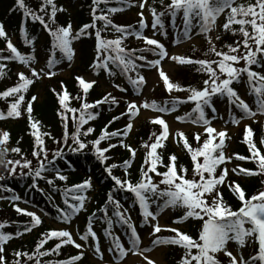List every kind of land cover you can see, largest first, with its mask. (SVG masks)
I'll list each match as a JSON object with an SVG mask.
<instances>
[{
    "label": "snow or ice",
    "instance_id": "1",
    "mask_svg": "<svg viewBox=\"0 0 264 264\" xmlns=\"http://www.w3.org/2000/svg\"><path fill=\"white\" fill-rule=\"evenodd\" d=\"M126 2V0H125ZM108 0H93V23L84 24L75 34L72 32V26L69 22L66 26L52 27L45 19L51 20L52 25H56V13L58 11L54 4V0H43L40 4V12L44 15L37 14V12L30 9L25 0H16V7L22 9L24 15L30 16L33 21H38L43 28L47 31L51 37V47L48 49L50 55L44 66L37 69L32 66L30 62L35 60V57L31 54H22L14 46L12 41L8 39L7 33L2 24H0V38L6 40V50L8 54H3L5 50H0V76L3 75L6 68L3 61H17L24 65L30 72V77L25 74L24 71H18V82L7 88L5 91L0 92V98L7 99L8 97H14L13 102L10 103L7 113L0 111V119H6L9 117H20L22 115V105L27 103V113L31 124V128L34 130L32 135L36 139V150L32 152V156L38 161V165L33 168L32 161L26 157L17 159L15 161H7L5 158L9 152V149L5 146L10 140V134L7 131L0 133V165L6 168L8 175H14L17 167L21 170L28 169L27 173L21 171L22 175H30L33 179V184L30 187H37V178L46 180L47 184L55 187L54 179L60 181H66L67 177L60 173L58 169L54 167V161L57 157H62L64 149L60 148L61 141H56L57 150L52 153V159H48V150L44 147L43 136H50V133H40L39 121H35L32 117L33 102L37 100V97L33 95L30 100H25V95L35 80L43 77L52 78L56 75L53 71L54 66L59 65L62 60L71 62L74 58V48L72 47V41L79 39L81 36L87 35L90 28L96 27V21H103L104 28L107 29L111 26L117 33L121 35L116 39H104L101 36L102 29H97L95 32L96 45H95V58L92 67L97 75L99 71L103 69L110 77L116 76L117 72L125 76L128 83L139 93L141 86L145 82V78L140 74L138 68L148 67L156 68L159 71V75L162 78L165 86L171 92L173 89H181L178 84H174L170 81L166 73L160 69L161 61L167 57L170 61L177 62L179 64L187 65H199L198 72H205L208 74V79L203 81L202 88L189 87L186 89L190 95L184 99H174L172 101H166L163 105H158L155 101L151 103L143 102L139 105L136 101H125L127 104V111L122 113L121 116H127L128 123L123 129V136L127 137L129 131L133 127L132 117L139 114L140 108H151L157 113H168L174 111L179 104H186L194 102V107L191 112L185 113L183 116H177L179 121H191L193 124L203 125V131L207 134V138L203 139L202 145L201 134H195V140L198 147L193 148L189 139L183 132H178L177 135L183 140V147L191 155L193 161L194 176L198 177L188 179L185 176L188 173V168L179 165L178 158L175 154L168 157V162L165 163L163 155L158 152V149L165 147L164 141L169 138V125L160 115H156L152 119L154 125L163 126V131L157 135L153 132L149 140L154 142H145L142 147L146 150L144 158L147 168L141 169V179L137 182H133L129 178L127 172L131 167V161H124L125 178L118 177L113 174V169L119 165L112 164L105 166V171L108 176L114 181V186H118L132 194H134L135 200L138 202L140 213L143 216L144 223H149V218L152 221L157 219L156 212L150 210V204H156L157 211L166 207H181L185 209L184 215L176 218L173 223H181L188 218H192L201 221V227L199 229L198 239H194L188 233L182 232L178 228L168 229L173 236L159 237L156 236L152 240L153 245L170 244L177 245L184 249V255L182 256L179 264H221V261L217 258L218 254L223 253L228 258V264H264V190L259 191L256 194L247 196L246 190L235 180L228 184V187L232 194L240 201L238 210L233 208L224 201L223 194L219 188L226 181V177L231 173L237 176H259L264 183V152L257 146L254 141V130L247 124L244 125V140L243 142L248 144L251 152L250 157H246L240 154L226 155V130H217L210 125L209 118L206 117V109H211L215 114L216 108L213 105V97L220 96L226 97L229 105H234L236 109H239L241 115L239 118H231V123L236 124L238 120L245 118H255L257 113L264 115V73L252 70V66L264 67V0H244V2L237 3V0H171L169 4L165 6L166 11L157 13L154 7L147 5V0H139L138 7L143 10L149 7L152 12L153 20L152 27L156 29L157 25L161 30V34L164 24L162 17L170 15L173 20L179 13L182 12L183 28L178 34L175 35L172 43L176 44L181 38H188L190 32L193 29L197 31L193 34L203 33L210 45V53H214L215 57L219 59H192L185 58L176 54L169 55L163 44L157 39L142 36V33L131 29L130 26L115 25L109 18V14H114L118 11H123L122 8H108L107 12L103 9H99V5L107 4ZM164 3V0H161ZM48 6H51L50 14L47 11ZM133 5L128 4V7ZM63 10V9H59ZM100 11V15H97V11ZM223 14L224 23L221 27L225 31H231L234 35L240 34L242 36V42H237L235 46L229 44L226 45L228 51H217L215 44L207 34L213 30L216 25L217 18ZM141 19L139 21L140 27H146L144 22L143 11L139 13ZM239 25L238 29L233 27ZM249 28L251 29L249 31ZM23 32V26L21 27ZM135 35L137 38H142L146 47L140 49H127L123 46V42L126 37ZM219 36L216 37L219 40ZM25 43L32 45L31 39L25 38ZM241 47L244 49L243 54H240ZM57 50L62 54L61 59H56ZM139 51L140 55L137 56ZM152 53L156 59L149 60L144 53ZM207 55V53H206ZM137 60L146 61L145 64L140 65ZM241 61H244L243 67H238ZM111 66V67H110ZM115 69V70H113ZM218 69V70H217ZM136 73V77L130 74ZM246 76V79H244ZM76 81L82 88L83 102L80 109L69 108L70 99L81 100L82 97L77 95L71 97L67 87L62 86V93L58 92L55 88L52 92L58 97L59 104L65 111H62L61 119L64 125L63 144L68 145L71 140V146L69 151L78 152L87 149L89 144L85 143L82 137H88L93 133L95 129L93 127H87L86 130L82 129L88 124L89 120H94L97 117V113L92 111L102 104H118L119 101L112 93H108L102 100H98L94 103L87 102V96L90 89L96 83L94 80H87L82 76H76ZM245 83L250 95L255 98V110L250 108L245 99L237 93L232 86L235 82ZM120 92H125L127 89L120 85H115ZM171 104V107L168 105ZM67 111H70L73 121H76L77 127L75 133L69 136V124ZM80 115L77 118L76 113ZM121 116L113 117V120L109 124L114 123L121 119ZM228 123V121H225ZM121 136V131L109 132L107 127L103 130L99 138L89 141L95 147V154L97 159L104 163L109 159L106 155L110 149L117 147V144H109L108 148L100 147L101 141L111 140L113 137ZM217 138L218 142H217ZM54 139V138H53ZM264 144V139L261 140ZM119 146L128 149L132 153V157L136 156V150L130 145L126 144L123 139L119 141ZM12 153L20 154L21 148H11ZM202 158V162L200 160ZM252 160L257 164L258 170H252L244 168L237 164L230 170L225 166L227 162L233 161ZM8 165H11L9 168ZM162 165L167 170L159 171L158 166ZM225 166V167H222ZM55 172L54 178H47L44 173L47 171ZM179 172L184 175H179ZM163 177L160 180V184L166 185L164 189H161L158 184L154 183L153 176L151 174ZM6 175H0V181H5ZM91 187L90 180L84 179L81 183L71 185L62 190L64 197L63 204L66 206L61 208L57 206V219L68 223L74 214L79 213L85 207L87 200L85 191ZM0 190L11 192L10 188H7L5 184H0ZM42 191V190H41ZM71 197V202L69 200ZM10 201H17L19 197L12 195L9 196ZM158 200H163V203H157ZM107 205H112L114 211L112 217L116 218V223L121 226L126 225L127 232L129 233L127 238V247L122 243L120 237L114 235L111 231L113 226L112 217L107 216V208L102 209L104 211L107 227L105 228V235L111 240V244L107 251L113 253L112 261H116L117 264L123 261L126 253L131 250L134 254L144 255L150 249L139 248L140 238L137 230L134 227L131 219L122 211V206L118 200L114 199L112 191H109L107 195ZM17 213H23L31 217L30 225L25 226L23 231L29 232L32 227L39 226L41 219L34 212H29L26 209L20 208L16 203L11 205ZM93 213L88 218V223L85 226L83 234H80L77 230L79 239L85 244L89 242L91 238L93 241H97V234L93 230ZM6 227L4 223H0V229ZM152 231L150 236L161 232V226L159 223L151 225ZM23 233L17 231L14 235L16 237L21 236ZM43 238L39 240L34 252L15 251L13 254L12 264H44L43 258L50 255H60L62 246L73 245L76 249H82L83 245L77 243L73 238V234L67 229H50L42 234ZM13 238V234L0 231V264H9V261L5 255L4 244ZM57 238L60 242L55 244V247L49 250H43L44 246L49 240ZM232 241L237 246L233 250H229L228 242ZM258 246L255 254H252L245 258L240 252L246 246ZM94 249V255L101 261L104 258V253L101 250L99 243L95 245H89ZM195 250V251H193ZM236 252L237 254H234ZM84 252L80 251L79 254L71 256L66 260H57L55 262L48 261L47 264H78L82 260ZM27 258L26 261L24 258ZM144 258L148 261V264H154V262ZM111 264V262H110Z\"/></svg>",
    "mask_w": 264,
    "mask_h": 264
},
{
    "label": "trees",
    "instance_id": "2",
    "mask_svg": "<svg viewBox=\"0 0 264 264\" xmlns=\"http://www.w3.org/2000/svg\"><path fill=\"white\" fill-rule=\"evenodd\" d=\"M42 2L43 0H25V4L30 9L37 12V14L44 15L43 12L39 11L40 4ZM170 2L171 0H164V3L162 4L161 0H151L148 6L154 7L157 13H161L166 11L165 6ZM240 2H244V0L238 1V3ZM54 4L58 9L55 17L56 25H52L51 20H48V17L45 16V19L52 27L66 26L70 22L72 26V32L75 34V32H77L84 24L93 23L92 9L93 7H96V5L93 4V0H54ZM128 4L133 6L128 7ZM137 6V0H126V2L125 0H108L106 5H99V9H103L105 12H107L108 8H122L123 11L109 14V18L113 24L130 26L131 29L141 32L142 36H145L147 32H151L164 44H171L175 35L178 34L183 28L182 20L181 24L177 25V22L182 16V12L177 15L175 20H173L170 15H165L161 18L164 24L162 31L165 33L162 35L159 25H157L156 29L152 27L153 16L152 12L149 10V7L148 12L150 14L151 20L148 24H145L146 27L144 28L140 27V19L138 17L129 16V13L132 11V9L136 8ZM47 11L50 14L51 6H48ZM96 14L100 15L101 13L98 10ZM129 17L132 19L130 20ZM223 23L224 20L220 22L216 33V37H220L219 40H217L215 37L213 42L217 51H228L226 45L231 44L235 46L237 42H242V36L240 34L234 35L231 31H225L221 27ZM0 24L3 25L8 39H15L13 44L18 49V51H20L22 54H31L35 57V60L30 62L32 66H34L40 60L45 65L50 55L48 49L51 47V37L38 21H33L30 16L26 17L23 10L16 7V0H0ZM22 26L24 29L23 32L21 31ZM233 27L238 29L239 25H234ZM97 29H102L101 36L104 39H116L121 35L120 33H117L111 26L105 29L103 21H96V27L90 28L88 30L89 34L81 36L79 39L72 41V47L74 49L77 48L79 53V65L75 66V68H71L69 76L55 77L48 80H43L42 78L35 80V82L29 86L28 91L24 93L26 101L30 100L33 95L37 97V100L33 102L32 117L35 121H39L40 133L47 132L51 134L50 136L42 137L45 142L44 147L48 150L49 160L52 159V153L57 150L56 141H61L59 147L63 148L64 152L62 157H57L55 159L54 167L58 169L61 174L65 175L67 180L60 181L58 179H54L55 187H53L48 185L46 180L37 178V187H30V185L33 184L32 177L30 175L21 174V171L27 173L28 169L21 170L19 167H17L16 173L14 175H8L6 168L3 165H0V175L7 176V179L5 181H0V184H5L7 188L11 189V192L0 190V223H4L6 225V227L0 229V231L13 234V238L4 244L5 255L9 261V264H12L13 262V254L15 251H24L29 253L34 252L37 243L43 238L42 234L50 229H54L48 223H46L47 219L55 222H62L57 219V206L61 208L66 207L63 204L64 197L62 195V190L71 185L81 183L84 179H89L91 184V187L84 193V195L87 197L85 207L79 213L74 214L71 219L78 216H83L86 221L93 213H95L93 223H96L101 229L104 230V228L107 227V223L105 213L101 210L107 208L108 217H112V212L114 211V207L112 205L106 204L109 191H112L114 199L119 201L122 206L121 210L124 211L126 215L127 213L129 214V212L134 213L135 216H139L141 214L138 202L134 198V194L121 189L118 186H114V181H112L108 176L107 172L105 171V166H110L112 164L119 165L117 168L113 169V174L118 177L125 178L124 161L130 160L131 167L127 170L129 178L133 182L139 181L142 175L141 169L148 167V165H145L144 163L146 150L142 147V145L145 142H154V138L152 141H150L149 137H151L153 132H156L157 135L162 132V129L159 125H154L152 122L147 121L138 126L133 135V144L137 153L133 158L132 153L128 149L119 146V141L121 139L125 140V136H123V129L126 127L129 119L127 116H121L122 113L126 112L124 109H119V107H123V104L119 101L115 93H103L99 90L97 83H95L87 96L88 103H94L98 100H102L103 97L108 93H112V95L117 98L119 103H105L92 110L98 114L96 119L89 120L88 124L82 129V131L86 130L89 126L95 129V131L89 134L88 137H82L84 142L89 144L87 149L78 152L69 151L68 148L71 146V140H69L68 145L63 144L62 141L64 125L60 113L65 110L59 104L58 97L52 92L53 88L62 93L61 82H63V85H65L70 92L71 97L80 95L82 97L81 100L78 101L75 99H70L69 101V108L80 109L83 102V92L81 86L75 79L76 76H83L85 73H91L95 77H105L108 83L113 87H115V85H120L124 88L128 87L127 89H131L132 87L128 83V80L125 76L122 75L123 79H119V72H117L116 76L110 77L103 69L99 71V75H97L94 71L92 64L95 58V32ZM250 30L251 29L249 28V31ZM25 38L31 39L33 41L32 45L26 44ZM123 46L129 50L146 47L144 40L142 38H137L135 35L126 37L123 42ZM211 46L212 45L208 43L206 36L204 35V41H202L201 45L189 48L185 51L183 57L192 58L194 60L219 59L215 57L214 53L209 52ZM0 50H5L3 54H8L6 50V40L4 38H0ZM243 52L244 49L241 47L240 54L242 55ZM138 55H140L139 51L137 52V56ZM144 55H146L149 60L156 58L150 52L144 53ZM61 56L62 54L57 50L55 58L61 59ZM64 61H66V59L62 60L61 63ZM3 63H5L6 68L3 75L0 76V92H3L7 88L14 86L18 82L17 72L15 71L16 67H21V71H24L25 74L30 77V72L24 67L23 64L17 61H3ZM137 63L143 65L146 63V61L137 60ZM236 66L243 67L244 61H241ZM198 67L199 65L177 63V68L175 69L170 81L174 84H178L181 89L185 90L173 89L171 92H169L166 87L159 88L148 103L155 101L158 105H163L166 101H172L174 99L184 100L190 95L186 89L189 87H196L198 89L202 88L203 81L208 79V74L205 72H198ZM147 68L148 67H141L138 68V71L141 75H143ZM252 70L264 73V67L261 66L253 65ZM130 74L133 76V78L136 77L135 72ZM244 79H246V76ZM39 85L41 86L42 92L40 98L38 94ZM232 86L238 94L243 91L249 100H255L254 96L250 95L243 80L241 82H235ZM13 100L14 97H8L7 99L0 98V111L7 113L8 107L10 103L13 102ZM219 104L224 105V119L225 121H228V124H231V118L233 115L237 118L239 117V109H236L234 105H229L226 97H220L218 95L214 96V107L216 108ZM168 106L171 107V104ZM193 107L194 102L179 104L174 111L178 112L179 116H183L185 113L191 112ZM26 109L27 103L25 102L22 105V115L20 117L0 119V133L7 131L10 134L9 142L3 146L9 149V152L5 158V163H7L9 160L15 161L17 159H22V157H26L28 160L32 161V167L35 168L38 165V161L32 156V152L36 150V139L35 136L32 135L34 130L31 128ZM205 111L207 118L210 119L214 116L211 109H206ZM66 114L69 118V136H71L76 131L77 123L76 121H73V114L70 111H67ZM75 115L78 118L80 113L77 112ZM115 116H121V119L109 124V122L112 121L113 117ZM10 121H12V123H10ZM106 127L109 132H115L118 130L121 131V136L113 137L111 140L101 141L100 147L102 148H108L109 144H117V147L110 149V151L106 153L109 159L104 163H101L95 154V147L90 144L89 141L99 138ZM251 128L254 130V141L261 149V152H264V144L261 143V140L264 139V128L259 124H253ZM185 136L189 139V142L193 148L200 146L195 140V135L185 134ZM205 138H207V136H201V145L203 139ZM243 140L244 129H241L234 140L233 150L230 151V155L234 156L235 154H240L246 157L251 156L249 146L248 144L244 143ZM225 143L227 149V141ZM164 144L165 147L158 149V152L163 155L165 163L168 162V157L170 155L175 154L178 158L179 165H182L189 170L185 178L198 179V177L194 176V164L191 160L190 153L183 147L182 138L176 134L173 143L165 140ZM17 146L21 148V153H12L10 149ZM200 160L202 162V158H200ZM232 162L234 167L239 164L244 168L258 170L256 162L252 160L238 161L233 159ZM8 167L10 168L11 165H8ZM158 170L163 172L167 169L160 165L158 166ZM178 174L184 175V173L179 172V170ZM43 175H45L47 178H54L55 172L49 170ZM151 175L153 176L154 183L158 184L161 189L166 187V185L160 184V180L163 179V177L157 176L154 173ZM234 180L246 190V194L249 197L261 190H264V183H262V178L259 176H237L234 173L229 174L226 177V181L220 185L219 188L222 191L224 201L229 204L233 210H238L240 206V201L236 199L228 187V184ZM94 189L96 192L91 196L90 193H92ZM12 195L19 197V199L14 202L10 201L8 197ZM69 200L71 202V197H69ZM12 203H16L18 207L19 204H22L24 206H31L40 210L42 213V216H39L41 219V224L39 226L32 227V230L29 232H24L23 229L26 225L31 226V217L23 213H17L11 206ZM157 203L162 204L163 200H158ZM150 210L158 212L156 204H150ZM184 211L185 209L181 207H171L170 220L174 221L176 218L183 216ZM112 219V229L127 232L126 225L121 226L120 224L116 223L115 217H112ZM175 224L184 227V231L182 232L188 233L194 239H198L199 229L202 224L201 221L188 218L181 223ZM17 231H20L23 234L19 237H16L14 234ZM173 235L174 233L172 232H166L162 234V237H170ZM59 242L60 241L57 238H53L52 240L48 241L43 250H49L55 247V244ZM257 247L258 246L252 245L246 246L241 253L245 258H247L248 256L255 254ZM80 251L81 250L76 249L73 245H64L61 248L59 256L50 255L44 257L43 261L44 264H47L48 261L55 262L57 260H66L71 256L79 254ZM183 255L184 249L180 246L166 244V252L164 257L165 264H179V261ZM24 259L26 261L27 258L25 257ZM223 259L227 262L225 264H228V260L225 258ZM32 264H35V261H33ZM78 264H86L85 253L82 260L79 261Z\"/></svg>",
    "mask_w": 264,
    "mask_h": 264
},
{
    "label": "rangeland",
    "instance_id": "3",
    "mask_svg": "<svg viewBox=\"0 0 264 264\" xmlns=\"http://www.w3.org/2000/svg\"><path fill=\"white\" fill-rule=\"evenodd\" d=\"M137 1L139 3V0H137ZM150 1L151 0H147V5L149 4ZM141 11H143L144 21H149L150 16L148 14L147 7L143 10H141L139 7H137L136 9L133 10V13L129 16L130 17L135 16V17H138L141 19L140 15H139V13ZM131 19L132 18H130V20ZM219 19H220V17L217 18V22ZM217 22H216V24H217ZM215 27H216V25H215ZM215 27L209 33L210 37H213V35L215 33ZM199 35L193 34L190 32L188 38H186V39L182 38V40L178 44L172 45L169 47H165V49L169 55L176 54V55L181 56L182 53L187 48H189L190 46L198 45L201 43V37ZM147 37L151 38V35L148 34ZM76 57H77V61H76ZM78 59H79V56L76 54V52H74L73 60L71 62L66 63L64 65L66 67H64L63 65H60L58 67L53 68V71L67 75L70 67L74 66L76 63L79 65ZM37 68L39 69L40 66L37 65ZM60 69H62V70H60ZM160 69L163 70L166 73V75L170 78L173 74L174 69H175V62L170 61L167 57H165V59L163 61H161ZM83 77L86 78L87 80H93V77L91 75H84ZM45 78H48V77H45ZM144 78H145V82L141 86L139 93H137L136 90H134L133 95L120 96L121 99H119V100H121V102H123V103H125V101H136L138 104V107H139L140 104H142L143 102H146V100L149 97H151V95L155 92V90L157 88L166 87L162 78L159 75V71L156 68H150L148 71H146ZM99 85H100V89H107L108 90L110 87V86H108V83L104 79L100 80ZM41 93H42L41 90H39L38 91L39 98L41 97ZM240 96L243 99L245 98L243 95H240ZM249 106H250V108L255 110V101L253 103H250ZM125 107L127 108V104ZM126 108H125V110L127 111ZM119 109H121V108H119ZM217 111H218V114L216 117L217 120L214 122L210 121V125L212 127L216 128L218 131L219 130H226L227 137H228V138H226L228 140V147H227V152H226L227 155H229L228 154V148L229 149L233 148L236 133L238 132V130L243 129L245 124L251 126L252 124L257 123V124H260L264 128V115H261L259 113H257L255 118H245L243 120H238V123L229 126V125L224 124L221 121L222 117H223L222 106H218ZM156 115H160L168 123V125H169V138H168V140L170 142L173 141L174 135L178 132L189 133V134L191 133L194 135L196 133H200L201 136L207 135L203 131V127H204L203 125H195V124H192L189 122H181V121L176 119V116H174L173 113L160 114L157 112H153L150 109H144L141 107L139 114L137 116H135V118L133 120V127L127 135V142L130 144L132 143L134 131L136 130V128L140 124H142L146 120L152 121V119ZM217 139H219V138H217ZM124 142H126V140H124ZM226 167L229 170L231 168H233L232 161L227 162ZM229 174H231L230 171H229ZM93 194H95V193L93 192ZM29 210H31V208H29ZM169 210H170V206L161 209V211L156 213L157 219L155 221H152L151 218H149V224L144 223L141 227L139 225L140 223L138 221L137 222L135 221V217L132 213H129L127 215L131 219V222L133 223L134 227L136 228L138 236L140 238L139 248H141V249L148 248L150 250L147 253H144V255L134 254L131 250H129L126 253L123 261L120 262V264H148V261L144 258V256H147L148 259H150L154 262V264H165V261H164L165 252H166L165 245L164 244L153 245L152 240L155 239L156 236H159L160 234H162L166 231H169L168 229H170V228L175 227V228L180 229L181 231H183V229H184V227L176 225L175 223H173V221L171 222V220L168 216ZM139 220L141 221L140 217H139ZM81 223H82V220L78 219V220L74 221L72 224H70L67 229L73 234V238L76 240V242L81 243L83 245L82 249H80V250H83L86 253V256H87L86 263L87 264H110V262H111V264H117L116 261H112L113 253L107 251L108 247L111 244L109 237H107L97 226H95V225L93 226V230L97 234V238H98L97 241H93L90 238L89 242L87 244H85V242H83L79 239V236L76 233H77V230H79L80 234H83L82 233V227L83 226H81ZM156 223H159V225L161 226V232L150 236L149 233H151V231H152L151 225L156 224ZM54 226L58 229L62 228V225H60V224H54ZM116 236L120 237L122 243L125 245V247H127L128 235H126L123 232H118V234ZM97 242L99 243L101 250L104 253V258L102 261L97 256L94 255V249L92 247H89V245H95ZM228 247H229V250H233L237 246L235 245L234 242L229 241ZM244 248L240 249V252H242L244 250ZM234 254H237V253L234 252ZM221 257L227 258L226 256L223 255V253H220L217 256V258L219 260H221Z\"/></svg>",
    "mask_w": 264,
    "mask_h": 264
}]
</instances>
